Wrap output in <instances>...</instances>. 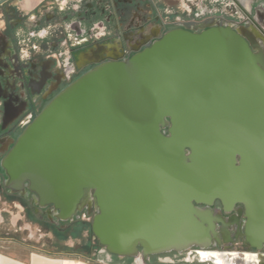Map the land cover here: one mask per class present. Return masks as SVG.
Listing matches in <instances>:
<instances>
[{
    "label": "water",
    "instance_id": "1",
    "mask_svg": "<svg viewBox=\"0 0 264 264\" xmlns=\"http://www.w3.org/2000/svg\"><path fill=\"white\" fill-rule=\"evenodd\" d=\"M7 0H0V4ZM7 187L90 231L108 255L205 249L211 207L245 209L243 243L264 249V52L244 33L172 31L57 94L2 161Z\"/></svg>",
    "mask_w": 264,
    "mask_h": 264
},
{
    "label": "flooded vegetation",
    "instance_id": "2",
    "mask_svg": "<svg viewBox=\"0 0 264 264\" xmlns=\"http://www.w3.org/2000/svg\"><path fill=\"white\" fill-rule=\"evenodd\" d=\"M229 28L264 52V0H7L0 4V240L32 249L44 239L95 264H264L243 243L245 209L211 207L215 236L205 249L141 258L108 255L90 231L95 211L71 221L40 208L34 193L7 185L2 161L19 135L63 89L93 68L120 63L172 31ZM89 226V230L85 227ZM89 233V235H88ZM88 236L89 239H88ZM69 243V244H67ZM61 250V251H60Z\"/></svg>",
    "mask_w": 264,
    "mask_h": 264
},
{
    "label": "crops",
    "instance_id": "3",
    "mask_svg": "<svg viewBox=\"0 0 264 264\" xmlns=\"http://www.w3.org/2000/svg\"><path fill=\"white\" fill-rule=\"evenodd\" d=\"M0 264H95L81 257H58L38 253L0 240ZM128 264H133L131 261ZM135 264V263H134Z\"/></svg>",
    "mask_w": 264,
    "mask_h": 264
},
{
    "label": "rangeland",
    "instance_id": "4",
    "mask_svg": "<svg viewBox=\"0 0 264 264\" xmlns=\"http://www.w3.org/2000/svg\"><path fill=\"white\" fill-rule=\"evenodd\" d=\"M87 230H89V226L85 227ZM89 235V233H88ZM90 236H88L89 239ZM69 244V243H67ZM34 247L32 249H30L31 251H35L38 253H43V254H47V255H51V256H58V257H77L74 255H66L62 252H59L58 248H55L53 245H51V242H49L48 240L44 239L43 242H41L39 245L34 244ZM61 251V250H60Z\"/></svg>",
    "mask_w": 264,
    "mask_h": 264
}]
</instances>
